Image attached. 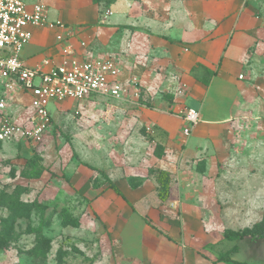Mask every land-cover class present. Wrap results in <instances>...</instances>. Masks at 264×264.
Returning a JSON list of instances; mask_svg holds the SVG:
<instances>
[{"label": "rangeland", "instance_id": "obj_1", "mask_svg": "<svg viewBox=\"0 0 264 264\" xmlns=\"http://www.w3.org/2000/svg\"><path fill=\"white\" fill-rule=\"evenodd\" d=\"M146 3L148 20L162 23L155 35L163 36L168 28L177 39L171 42L176 48L169 49L164 65L159 61L161 54L156 56L153 49L148 54V61L156 66L154 78L160 79L152 94L156 101L141 88L149 97L145 103L152 102L151 112L160 110L157 101L181 104L185 98L186 84L176 55L211 40L219 31L230 39L240 20L250 26L243 32L255 38L254 45L246 46L231 63L223 55L215 65L220 76H232V91L220 105L201 110L199 124L225 122L217 123L219 128L209 143L196 145L193 152L183 149L187 136L178 152L169 150L159 164L169 171L168 192L161 198L159 183L146 173L147 163L128 155L135 154L138 146L145 151L144 158H150L154 144L133 143L124 148L134 128L125 112L128 107L115 104L120 109L107 121L102 113L107 104L102 101L50 102L49 125L38 141H0V264H264V238L223 237L229 230L251 228L264 213V0ZM45 5L49 21L63 27L42 29L46 33L43 43L37 42L40 57L60 62L69 53L72 58L109 55L100 44L103 31H96L99 36L94 38L95 32L89 31L94 19L88 16L79 24L72 23L60 11H52V5ZM27 47V52L35 50ZM116 48L115 41L107 46L110 55L119 59ZM120 60L127 69L128 59ZM179 88L182 94L175 95ZM237 99L235 116L220 115V109H228L231 100ZM28 102L19 99L13 104L18 122L29 115ZM148 119L135 128L155 139L153 122ZM175 126L181 125L175 122ZM197 126L192 132L201 127ZM122 155L127 158H122V164L126 167V161L129 172L142 178L125 179L117 163ZM107 176L121 185V197L109 188ZM10 200L32 203L30 214L23 212L25 216L11 223V213H21ZM70 217L76 218L78 227L70 224Z\"/></svg>", "mask_w": 264, "mask_h": 264}, {"label": "crops", "instance_id": "obj_2", "mask_svg": "<svg viewBox=\"0 0 264 264\" xmlns=\"http://www.w3.org/2000/svg\"><path fill=\"white\" fill-rule=\"evenodd\" d=\"M27 6L31 7L34 4H45L52 5V11H60L61 17L65 20H68L72 23H81L88 16L93 20V26L90 28V32L94 33L93 38L98 33L96 31L102 30L104 37L100 38L101 46L103 49H106V54H109L107 50V46L113 41L117 43L116 51L119 53L120 58H127L129 63L125 69L122 66V62L119 58V62L121 63L122 73L120 79L124 82L130 81L132 78L137 79V87L140 91V95L138 98L127 97L122 101H115L112 103H106V109L102 111L103 116H106V120H111V114L114 113V110H118L119 106H115V104L124 105V107H128L125 112H128V118L131 120L132 126L142 125L144 120H147V116L149 117L148 122H153L155 139L152 137L146 138L143 132L140 129H136L130 132L127 136V141L124 145V148L127 149L130 147V144L142 143L143 145H148L150 143L154 144L150 158L146 155L144 158V152L140 147H136L137 152L129 153V156L135 157V159H140L141 161L147 163L148 167L146 168V173L149 175L150 170H159L169 173L167 169L160 167V163L165 160L167 153L171 148H173L176 152L181 149V144L187 140V151L193 152L195 146L198 144L209 143V137L214 135V132H217L219 128L220 122H225L222 120L220 122L205 120L202 124L201 122V110L206 106H215L220 105L221 101L225 99V95L228 92L232 91V76L230 75L228 79L220 76L217 70H215V65L220 63L221 56H227L228 59L226 63H231V59H238L240 55L243 54V51L246 49V46L253 44L255 38L249 34L248 32L244 33L243 30L251 29L250 26H244L241 23V20L235 24L233 35L230 39H228V34H224L219 31L218 35L213 36L209 41H201L202 43L191 45L190 50L187 52L180 53L175 56V63L178 66V71L181 72L183 76V82L186 84V95L183 102L180 104H168L164 100L157 101V104L160 105V110H156L155 112H151V105L149 101L145 103L144 100H149V97L144 93L142 89L147 90L149 94L152 96V100L156 101L157 97L152 95L156 90L155 84L160 81L159 78H154V68L156 67L152 63L153 61L149 59L148 54L152 52V49L155 50V55L159 56L161 54V58L159 61H162L164 65V61L167 60L170 52L169 49L173 50L176 48L171 42H176V36H174L175 32H169L168 28L164 29L165 33L163 36L155 35L158 27H162V23L158 25L152 24L153 20H148V9L149 6L146 2L148 0H23ZM73 1V2H72ZM143 1L146 4H143ZM67 8H69L67 10ZM47 9V8H46ZM103 11V14H100V11ZM48 11V9H47ZM49 12V11H48ZM105 16V17H104ZM164 26V25H163ZM246 27V29L244 28ZM232 28V26H230ZM40 29L32 30V40L30 42V49H34V51H26L27 46L24 48L23 61L25 65L28 67H35L41 63L44 57H40L38 52L40 51V44L43 43L45 38L46 31ZM39 30L38 34L35 31ZM158 34V32L156 33ZM175 39V40H174ZM184 39V38H180ZM185 39L188 41V35H185ZM229 41H228V40ZM38 42V43H37ZM28 45V46H29ZM180 50V49H179ZM103 56V55H101ZM112 56V55H110ZM173 58V57H172ZM26 59L29 61H34L33 65H28ZM158 61V60H157ZM224 64V65H227ZM223 65V67H224ZM208 83V85H206ZM264 104L263 99H261ZM96 99H89L83 102H90L95 104ZM175 101V100H174ZM67 102V101H65ZM166 103V104H164ZM174 103V102H173ZM129 104V105H128ZM238 99L231 100V105L228 109L223 108L220 109V115L227 116H235V113L238 109ZM188 106V107H187ZM80 108V107H79ZM237 108V109H236ZM167 109V110H166ZM187 109H200L199 113V123L198 126L201 127L196 128L193 132L192 130L197 126H195L188 138L185 140L183 135V129L186 126V123L183 119L184 113ZM171 111L173 114H169ZM93 113V112H92ZM105 118V117H104ZM127 118V119H128ZM149 122V123H150ZM175 122H178L181 126L180 128L175 126ZM197 126V127H198ZM182 128V130H181ZM148 129V128H147ZM150 129H148L149 131ZM213 132V133H212ZM194 139V143H190V141ZM155 140V141H154ZM17 143V142H15ZM191 145V146H190ZM159 155V156H158ZM132 157H128L131 159ZM127 159L125 156H121L117 161L118 166L123 167L125 175V179L128 181H134L136 179H140L143 176L134 175L130 173L129 168H127V162L125 161L126 167L122 164L123 159ZM144 158V159H143ZM122 159V160H121ZM111 163L114 161L111 160ZM109 161V162H110ZM142 165V163H139ZM93 169V168H91ZM132 169V168H130ZM202 170V168L200 169ZM84 174V173H83ZM143 175V174H141ZM85 176L88 178L87 171H85ZM106 176V175H105ZM108 177V176H107ZM110 177H108L109 179ZM109 188L112 185L113 188L119 191L118 187L121 185L117 184V181L109 179ZM111 187V188H112ZM110 188V189H111ZM113 191V189H111ZM113 193L117 196H122V193L119 191L117 194L115 191ZM121 193V194H120Z\"/></svg>", "mask_w": 264, "mask_h": 264}, {"label": "built area", "instance_id": "obj_3", "mask_svg": "<svg viewBox=\"0 0 264 264\" xmlns=\"http://www.w3.org/2000/svg\"><path fill=\"white\" fill-rule=\"evenodd\" d=\"M58 25L63 27L49 21L43 4L29 7L23 0H0V141H38L49 125L50 102L94 98L112 103L140 95L136 78L126 82L120 79L121 63L114 56L84 54L72 58L69 53L60 62L43 59L35 67L25 65L21 53L32 40V30ZM181 94L180 88L175 91V95ZM19 99L29 101L25 107L29 115L21 122L12 110ZM183 119V135L189 136L199 123V113L187 109Z\"/></svg>", "mask_w": 264, "mask_h": 264}, {"label": "trees", "instance_id": "obj_4", "mask_svg": "<svg viewBox=\"0 0 264 264\" xmlns=\"http://www.w3.org/2000/svg\"><path fill=\"white\" fill-rule=\"evenodd\" d=\"M206 85H208V83H206ZM149 174L153 175L154 178L156 179L157 183H159V188H160L159 196L161 198H165V196L167 195V192H168V183H167L168 173H166L164 171H159V170H150ZM110 187H112V185H110ZM112 189L117 194H119L118 190H116L113 187H112ZM7 198L10 199V197H7ZM10 201L12 202L13 205L16 206V209H18V211L21 213V215H15V214L11 213L12 214L11 220H10L11 223L15 222V220H16L15 217L25 216L22 214L23 212L27 216L30 214V210L33 206L32 203L24 204V203H21L19 201H14V200H10ZM70 224L74 227L79 226V222L76 220V218L75 219L71 218ZM223 237L227 240H241L244 238H250L253 240L263 239L264 238V213H263L262 220L260 222H258L257 224L253 225L251 228H245V229H242L240 231L229 230L223 234Z\"/></svg>", "mask_w": 264, "mask_h": 264}]
</instances>
